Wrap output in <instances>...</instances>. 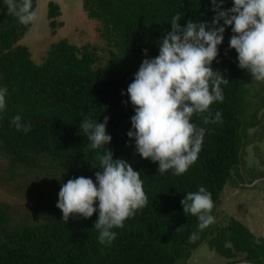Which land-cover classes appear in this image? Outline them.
I'll list each match as a JSON object with an SVG mask.
<instances>
[{
    "label": "trees",
    "instance_id": "obj_1",
    "mask_svg": "<svg viewBox=\"0 0 264 264\" xmlns=\"http://www.w3.org/2000/svg\"><path fill=\"white\" fill-rule=\"evenodd\" d=\"M82 1V21L98 22V44L78 46L61 38L41 62L21 43L34 24L21 25L0 5V87L8 89L7 109L0 114V159L6 160L13 180L20 169H33L40 182L31 195V216L27 212L25 219L16 220L15 207L0 202V264H186L206 242L227 264H264V238L235 217L220 228L214 223L190 243L198 221L185 215L181 205L186 192L204 186L212 193L217 219L225 191L242 177L243 102L251 74L237 66V53L229 50L231 27L212 65L229 80L223 87L224 102L211 106L213 115L222 113L223 122L205 125L202 116H194L193 122L207 130L198 160L183 175H161L158 162L135 152L134 139L129 146L127 132L135 112L122 91L145 59L143 50L148 49L149 57L159 54V41L171 31V19L179 15L182 26L189 19L210 22L211 0ZM32 2L37 10L39 0ZM232 6L227 0L223 7ZM48 9L55 35L64 25L58 20L62 8L50 1ZM17 114L31 124L29 133L17 132L11 124ZM84 116L97 122L110 117L107 129L113 139L108 147L115 158L141 172L148 196L147 206L127 220L125 228L115 229L118 235L110 246L98 244V213L88 219L73 216L66 223L56 207L62 182L80 176L95 181L100 170L93 163L98 164L103 149H88L89 141L79 131Z\"/></svg>",
    "mask_w": 264,
    "mask_h": 264
},
{
    "label": "clouds",
    "instance_id": "obj_2",
    "mask_svg": "<svg viewBox=\"0 0 264 264\" xmlns=\"http://www.w3.org/2000/svg\"><path fill=\"white\" fill-rule=\"evenodd\" d=\"M226 2L211 0L214 16L210 22L189 19L182 26L181 17L174 16L171 31L159 41V54L149 57L148 49H144L145 59L126 92L122 91L135 112L127 132L129 146L134 139L135 152L158 162L161 175H183L198 160L207 130L193 122L194 116H202L205 125L223 122L222 113L213 115L211 106L224 102L223 87L229 80L212 65L228 27L232 32L229 50L236 51L237 66L247 70L253 81L264 82V0H232L233 6L225 9ZM0 5L6 6L21 25L39 21L32 0H0ZM7 96L8 89L0 87V114L7 109ZM109 120V116L103 122L83 117L79 131L89 141L88 149H103L97 155L98 164L93 163L100 170L95 172V181L80 176L62 182L56 204L66 223L73 216L88 219L98 213L94 229L98 244L105 246L116 240L115 229L125 228L126 221L148 204L141 172L134 170L131 162L115 158L108 147L113 139L107 129ZM11 124L17 132L31 131V124L20 114ZM181 205L185 215L198 221V231L189 236L192 243L199 232L215 223L212 193L200 186L198 191L186 192Z\"/></svg>",
    "mask_w": 264,
    "mask_h": 264
},
{
    "label": "rangeland",
    "instance_id": "obj_3",
    "mask_svg": "<svg viewBox=\"0 0 264 264\" xmlns=\"http://www.w3.org/2000/svg\"><path fill=\"white\" fill-rule=\"evenodd\" d=\"M50 1L58 2L62 8V16L58 20L64 23V25L57 28L55 35L52 33L53 30L49 25L51 20L48 17V3ZM82 2V0H39L40 4L36 10L39 21L28 31L21 42L22 44H27L32 49L33 56L37 59V62H41L50 45L58 42L61 38H68L71 43L78 46L90 43L98 44V22L95 20L82 21L85 17L81 10ZM38 53L40 54L39 56H37ZM250 79L247 84L242 114L246 141L241 158L242 169L240 170V175L242 177L241 180L237 178L233 183L239 191L248 183H254L258 179L264 180V82L253 81L251 75ZM249 128L252 129L249 131ZM250 144L252 145L249 148ZM249 150H251L255 157L252 159V164L246 163V156ZM8 169L6 160L0 159V202L12 204L15 207V212H17L15 219L23 220L28 216L25 213L29 212L30 216L34 213L31 212V195L38 192L36 185L40 182H38L36 170L20 169L18 173L19 177L13 180L8 173ZM263 186L264 184L261 185V187ZM233 188V186L229 187L223 195L215 226L220 228L228 225L232 216L238 219L244 217L247 209L243 206L240 198L245 197L246 194H251L253 198L249 196L245 197V201L248 199L249 206H251L248 207V211L250 215L252 214L255 222V225H252L251 229L257 235L264 238V223L262 222L261 224V221H257H264V217H261V219L257 218L260 212L259 206H253V204L258 202L257 198L263 196L262 190L264 188L256 187V189H248L245 187L239 195V200H236L238 194L236 195V199L232 200L230 195H233ZM233 191L235 190L233 189ZM247 223L250 226L253 222H249L247 219ZM212 247L210 242H206L192 254L191 259L186 264H227V260L221 257Z\"/></svg>",
    "mask_w": 264,
    "mask_h": 264
},
{
    "label": "crops",
    "instance_id": "obj_4",
    "mask_svg": "<svg viewBox=\"0 0 264 264\" xmlns=\"http://www.w3.org/2000/svg\"><path fill=\"white\" fill-rule=\"evenodd\" d=\"M252 128H249V131L251 130ZM254 133V132H253ZM251 145L252 144H250V146H249V148L251 147ZM247 160H246V163H250V164H252V159H254L255 157H254V154L251 152V150H249V152L247 153ZM248 182V181H247ZM262 184H264V180H261V179H258V180H256V182H254V183H248L247 185H245V187L246 188H248V189H256V187H258V188H264V186L263 187H261V185ZM260 186V187H259ZM231 187V186H230ZM233 189L235 190V191H233V189H232V193H233V195H230L231 197H232V200H234V199H236V195L238 194V198L236 199V200H239V195L241 194V192L243 191V188H245V187H243L242 188V190L241 191H239V189L236 187V185H233ZM228 189V188H227ZM262 197L261 198H257V200H258V202L257 203H255V204H253V206H259V210H260V212H259V217H257V218H260L261 219V217H264V212H263V210H264V189L262 190ZM246 196H249L250 198H253V196L251 195V194H246ZM245 196V197H246ZM245 197H243V198H240V200L243 202V206L247 209V213H244V217H242V218H236V219H238V220H240V221H242L243 223H245V224H247L248 225V223H247V219L249 220V222H253L252 224H250V226H249V228L251 229V226L252 225H255V222H254V220H253V216H252V214L250 215V212L248 211V207H251V206H249L250 204H249V201H248V199H246L247 201H245ZM232 217H235V216H232ZM255 218V217H254ZM257 221H261V224H262V222L264 223V221H262V220H257ZM252 230V229H251ZM253 231V230H252ZM254 232V231H253ZM255 234H256V232H254Z\"/></svg>",
    "mask_w": 264,
    "mask_h": 264
},
{
    "label": "water",
    "instance_id": "obj_5",
    "mask_svg": "<svg viewBox=\"0 0 264 264\" xmlns=\"http://www.w3.org/2000/svg\"><path fill=\"white\" fill-rule=\"evenodd\" d=\"M241 264H250V263H246V262H245V263H241Z\"/></svg>",
    "mask_w": 264,
    "mask_h": 264
}]
</instances>
